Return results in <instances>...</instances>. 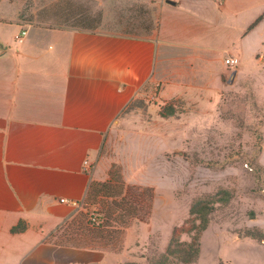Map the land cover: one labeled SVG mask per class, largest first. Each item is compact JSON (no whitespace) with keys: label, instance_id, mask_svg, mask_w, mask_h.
Segmentation results:
<instances>
[{"label":"crops","instance_id":"0c3cea01","mask_svg":"<svg viewBox=\"0 0 264 264\" xmlns=\"http://www.w3.org/2000/svg\"><path fill=\"white\" fill-rule=\"evenodd\" d=\"M80 1L99 11H82L79 0H0L15 10L0 11V264H109L110 252L53 239L83 222L110 130L158 85L214 62L217 44L264 78V0ZM41 14L49 22L37 23ZM72 15L101 22L50 20Z\"/></svg>","mask_w":264,"mask_h":264},{"label":"rangeland","instance_id":"374dc122","mask_svg":"<svg viewBox=\"0 0 264 264\" xmlns=\"http://www.w3.org/2000/svg\"><path fill=\"white\" fill-rule=\"evenodd\" d=\"M79 3L82 11H99L97 2ZM1 10L15 12L0 4ZM73 16L50 20L73 24ZM43 19L37 23L49 22ZM208 55L215 61H195L193 70L172 81L176 87L158 85L110 130L98 159L101 181L83 202V222L60 226L53 240L96 244L114 254L109 264H186L166 258L174 229L191 217L195 202L228 191L230 202L216 204L209 215L192 264H264V78L252 79L251 62L226 65L237 57L219 44ZM186 65L180 61L177 68ZM120 187L128 199L139 195L126 227L106 220L108 212L121 213L122 198L109 195Z\"/></svg>","mask_w":264,"mask_h":264},{"label":"trees","instance_id":"16d2710c","mask_svg":"<svg viewBox=\"0 0 264 264\" xmlns=\"http://www.w3.org/2000/svg\"><path fill=\"white\" fill-rule=\"evenodd\" d=\"M28 8L24 10L22 18L27 16ZM78 19V20H77ZM76 19L77 26H83L88 28H96L101 22V15H97L94 17L90 16H79ZM167 108H165V111ZM169 113H164L166 115H173V110L168 111ZM99 183L92 182L90 184L88 190V197L91 196L98 189ZM103 187L106 184L102 185ZM125 192V194H124ZM126 189L120 187L117 189V193L109 190V195L113 198H122L120 200V204L117 206L120 208L121 213L119 215L114 216V213L108 212L106 213V220L108 222H118L122 227H126L127 223H129V217L134 216L135 212L139 209V206L136 202L138 201V194L134 198H127ZM124 194V195H123ZM230 193L228 191H221L214 198L207 200H199L193 204L191 207V217L180 227H176L173 232V237L171 243L167 249V259L169 257L178 258L182 263L192 264L199 257V245L202 236V232L209 225V215L214 211L216 204H228L230 202ZM115 204V203H114ZM126 205V207H125ZM199 221H201L199 223ZM105 226V225H104ZM109 227V226H108ZM25 229L23 223H20L17 227H15L12 232H22ZM189 235L191 237L190 242H182V235ZM96 245V244H95ZM93 245V243L88 241H80L76 243V246H81L83 248H91V249H100L97 246Z\"/></svg>","mask_w":264,"mask_h":264},{"label":"built area","instance_id":"2783aa9c","mask_svg":"<svg viewBox=\"0 0 264 264\" xmlns=\"http://www.w3.org/2000/svg\"><path fill=\"white\" fill-rule=\"evenodd\" d=\"M217 2H223L224 0H215ZM28 35V32L26 30H23L21 31V33L17 36V41L19 43H23L25 38L27 37ZM226 64L229 65V66H233L235 67L237 64H238V61L236 59H227L226 61ZM91 168L90 164L88 161H85L84 162V169L85 170H89ZM62 202H67L66 200H62ZM75 206H77L78 204L77 203H74ZM91 219L92 221L96 222L97 221V216L96 214L92 213L91 214Z\"/></svg>","mask_w":264,"mask_h":264},{"label":"water","instance_id":"95a60500","mask_svg":"<svg viewBox=\"0 0 264 264\" xmlns=\"http://www.w3.org/2000/svg\"><path fill=\"white\" fill-rule=\"evenodd\" d=\"M236 73H234L231 77V81L233 80V78L235 77Z\"/></svg>","mask_w":264,"mask_h":264}]
</instances>
